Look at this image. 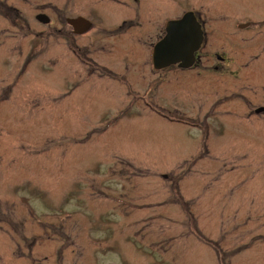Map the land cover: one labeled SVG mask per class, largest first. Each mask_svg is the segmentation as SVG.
<instances>
[{
  "label": "rangeland",
  "instance_id": "374dc122",
  "mask_svg": "<svg viewBox=\"0 0 264 264\" xmlns=\"http://www.w3.org/2000/svg\"><path fill=\"white\" fill-rule=\"evenodd\" d=\"M200 4L238 39L255 31L237 24L264 22V0H178L179 14ZM4 110L0 264H264V150L201 148L160 117Z\"/></svg>",
  "mask_w": 264,
  "mask_h": 264
},
{
  "label": "flooded vegetation",
  "instance_id": "af4514ba",
  "mask_svg": "<svg viewBox=\"0 0 264 264\" xmlns=\"http://www.w3.org/2000/svg\"><path fill=\"white\" fill-rule=\"evenodd\" d=\"M210 11L200 4L179 14L178 0H0V106L8 117H160L201 148L223 140L262 151L264 22L237 24L255 31L238 39L226 12ZM188 12L201 31L194 60L156 63L166 26ZM237 41L251 52H235ZM11 228L26 243L25 228Z\"/></svg>",
  "mask_w": 264,
  "mask_h": 264
},
{
  "label": "water",
  "instance_id": "95a60500",
  "mask_svg": "<svg viewBox=\"0 0 264 264\" xmlns=\"http://www.w3.org/2000/svg\"><path fill=\"white\" fill-rule=\"evenodd\" d=\"M201 42V32L193 15L185 14L180 20L166 27V36L154 52V61L166 66L172 63L189 65Z\"/></svg>",
  "mask_w": 264,
  "mask_h": 264
}]
</instances>
